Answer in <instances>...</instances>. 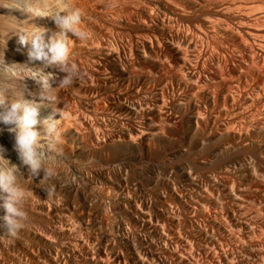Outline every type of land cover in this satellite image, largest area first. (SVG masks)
<instances>
[{
    "label": "bare ground",
    "instance_id": "1",
    "mask_svg": "<svg viewBox=\"0 0 264 264\" xmlns=\"http://www.w3.org/2000/svg\"><path fill=\"white\" fill-rule=\"evenodd\" d=\"M257 1L264 2V0H0V89L9 90L8 95H11L12 91H21L25 98L38 100L39 84L27 76L31 75L32 72L26 65L41 68L42 71L50 74L49 82L55 86V83L63 73L55 65H44L40 61H29L27 46H21L18 43L15 33L20 30H28L34 25L44 27L49 32L55 31L56 26L52 19L48 17L49 13L55 14L60 8H67L68 10L78 9L82 16L81 24L88 33V39L82 41L68 34V46L70 60L81 69L82 75L73 85L59 91L52 90L55 93V103L52 104L45 101L41 106V117L52 114L54 118H58L57 139L59 141L58 147L62 150V155L59 157H53V155L46 153L44 156L45 163L51 165V163L65 160L70 163L67 165L73 166V169L79 166H89L93 171L89 173L91 175L89 181L92 185L96 184V182L101 184L98 187L99 195L104 198L105 194H107L104 189H111L113 194L119 198L120 205L118 202L115 203H118L117 205L119 206L117 207L119 209H117L124 215L127 223L133 229H149L154 237L156 235L162 240H166L167 237H173L176 241L182 243L178 231H174L179 229V227H176L179 221L175 218L178 207L187 214L210 215V205L213 206V209L222 207L224 200L228 199L231 201L233 207L236 208L234 210L240 212L242 218L240 219V215H235L236 218H239H235L234 220L236 221L233 224L231 223V226L224 219V216H222L224 214L219 215L217 211V215L215 209L216 215L213 216H216L214 221L217 228L221 231V235L227 237L231 236L232 232L234 233L237 229L239 231L244 230L245 234L251 230V233H253L252 241L256 240L257 242L253 243L250 241L249 245H247L248 242H243L247 245H245L244 254H242L245 257L241 255L243 259L239 261L242 264L245 260H248L250 264H264V213L260 211L262 208L258 209L261 213L257 210H252L254 208L250 205L254 201L251 203L253 198L249 199L251 195L248 198L247 193V189L250 187L264 190V184L260 182L261 179L257 176V172H255L257 170L254 171L252 169L253 166L251 167L249 164L252 156L260 163V154L250 155L251 157L247 161L249 163L241 162L242 160L233 162L232 160L231 166H235L234 170L237 171L242 180L241 183L236 184L239 185L237 187L233 185L234 183L230 182L231 180H226V182L221 180L223 181L221 182L214 176V178L208 177L210 178L208 180H206V177H203V180L199 179L193 168L189 166L194 163L191 162L192 164L188 165L189 169H187L188 167L185 169L184 167L183 169L180 168L181 182H184L179 187L180 189L177 190L178 187H174L177 182L176 184L170 182L171 186L169 185V188H166L167 190L170 189V192L167 193V196L160 193L161 195L157 196L156 202H154L156 205L153 208L143 200L139 187L137 189V186L132 188L129 186L127 176L125 177L122 172L123 167L117 166L114 170L113 166V168H110L106 165L107 167L103 169L101 165L99 166L101 168H98L95 160L100 158L107 163L113 162L120 159V155L124 154L125 150H128L133 155L135 154V156L142 154L151 155L158 152L159 147L162 144L165 145V143L177 145L179 150L175 148V151H179L180 153L192 149L189 146L197 149L205 148L212 138L209 139L210 135L208 133V137H205L204 134V137H202L201 132L204 127L206 128V117L210 116L211 119L219 120L217 125L218 130L217 132L214 131L216 133L214 137L222 143L229 144V142H233L232 140H237L240 143L242 142V144H249L250 139L255 138L254 140H256L257 137H259L260 141L261 138L264 141V12L257 11L260 12L257 13L255 11L256 13H253L256 6L254 4ZM128 30L130 32L133 31V33H128ZM134 30H136V33ZM126 31H128V34L123 36ZM138 66L143 69L147 68L145 71H150H135V68ZM158 68L166 69L167 75H164V73L154 74L155 69L158 70ZM101 94H105L104 102L99 100ZM164 97H169L168 99H170L168 100L169 103L166 104V109L168 107L171 109L176 108L181 115L185 116L183 118L186 119L184 124L175 121L174 118L177 115L175 114V117L172 116L174 110L170 112L172 114L165 112V110H160L163 109L162 102L163 99L164 101L166 99ZM150 100L153 101V105H160L162 103V107L157 109L156 105H154L156 107L151 104L150 106ZM167 110L168 112L170 111L169 109ZM112 111L115 114L118 113L123 116L116 114L110 117ZM156 118H163L171 123H174V119L178 125L175 126V124L171 123V126L169 123L168 125H164L165 121L164 124L161 123L163 126H160V124L155 123L154 120ZM211 119L209 118V120ZM180 120L182 121V118ZM213 120L212 122L215 121ZM211 123H208V125ZM215 123L212 124L215 125ZM212 127H208L212 129L209 133L215 129V127ZM37 128L43 135V129L39 125H37ZM208 130L203 131V133H206ZM3 139L6 142L7 139L13 140V134L8 132L5 126L0 125V148L2 149L4 143L3 145L1 144L5 142L2 141ZM184 140L188 145H182V141L184 142ZM41 143L46 144L47 142L42 139ZM4 146L6 147V145ZM233 146L235 147L236 145L233 144ZM11 148L9 149H14L13 147ZM217 148L220 149L219 147ZM243 148L245 150L247 147ZM111 149L116 154L108 155L107 153L110 154ZM209 149H212V151L208 150L211 154H213L212 152L215 154L213 148ZM228 149H230V146ZM248 149L251 150V148ZM220 151L223 152L222 150ZM2 154L10 163L15 164L14 160L11 161L12 159H9L10 154L8 149L6 151L4 148ZM14 154L15 152L13 156ZM185 154L183 153L182 156ZM3 163L6 164L7 162ZM197 165L195 164L194 166L196 167ZM225 166H223L224 169ZM18 169L21 173L19 179H21L22 174L24 175L27 171L26 166L24 167V173L21 172L23 168ZM42 175L43 173L41 172L39 177H42ZM86 177L89 176L87 175ZM159 178H138V183L141 185H143L142 182L147 183V185H157L162 183V180ZM214 189H218L221 192V195L218 194L219 197H215L217 195L216 192L214 196ZM218 190L216 191L219 193ZM52 196L51 198H53ZM43 197L50 196L44 191L41 194L42 200H38V198V204L35 202L36 200L34 201L36 203H34V207L32 206L33 200L30 207L28 206L29 201L27 202V222H24V227L15 239L6 237L0 231V264H77L74 261L76 257L83 264H125V257L120 250H114L105 245L100 246L99 244L96 252L92 255L89 253L88 247L85 248L84 240L81 238H76L72 244L66 243L67 245L59 246L61 249L58 250L54 246L56 243L53 242L54 244H51L52 240L55 239L52 238L56 233V235H60L61 232L59 230L64 229L63 227H70L69 229L71 227L75 228L72 221L70 222L66 219L69 211L71 212L72 210H69V205L67 206V204L66 207H61L63 205L60 207H58L59 205L56 206L52 202L53 199H51L52 201H48L52 202V204H48L46 200L47 204H45ZM117 197L115 200H117ZM56 201L58 200L56 199ZM248 202L251 203L249 206L252 208L249 214V210L245 213ZM56 203L59 204V202ZM158 206H162V209H158ZM231 207L229 206V208ZM49 214L52 217L57 216L58 225H54V222H52L53 226H49L50 223L48 225L45 222L46 220H42L45 217L43 215ZM3 215L4 210L0 208V217ZM152 216L155 217V220L154 217L152 219ZM36 221L35 225L34 222ZM120 222L118 224L122 226V222ZM257 222L261 223L259 230L257 227L255 229L254 224H257ZM169 225L171 227L174 225L176 229L173 230L172 228L174 227L167 228ZM211 225L213 227L212 223ZM79 226L77 227L79 228ZM213 228L215 229V226ZM233 228L236 230H230ZM205 229L208 230L206 227ZM214 229L211 233H215ZM75 230L77 232V228ZM58 231L60 232L59 234ZM195 231L193 232L195 233ZM207 232L209 233V230ZM211 233H209L210 236H212ZM216 233L214 234L215 236L218 235ZM240 233L242 232L240 231ZM251 233L250 236H252ZM148 235L151 236V234ZM241 236L244 237L243 235L237 237L241 239ZM194 237L193 239L199 240ZM237 237L236 240H238ZM187 238L186 236V242L188 241ZM191 238H188L189 241L192 240ZM216 238L212 237V239ZM220 238L222 239V237ZM212 239L206 242V244L202 242L200 245L207 250L217 247L220 240L215 241ZM191 242L193 244V241ZM191 242L190 245L193 247ZM232 242L230 241V243ZM203 243L204 245H202ZM221 246L220 248H222ZM77 247L82 248L84 254H79L80 251L77 254ZM165 248L167 250V247ZM188 248H184V250L189 252L190 249ZM138 249L134 248L136 251H139ZM56 250L60 252L63 250L66 253V257L63 256L64 254H58ZM143 250L139 251V255L138 252L134 251V258L132 260L135 259L136 264H152L153 262L151 263L148 258V261L146 259L148 253L145 254L146 250ZM142 251L145 253L140 254ZM182 253H178L180 260H177L179 262L184 261L183 257H186L185 253ZM241 253L243 252L241 251ZM206 254L208 255L209 253ZM192 256H188V261L189 257ZM231 260L230 258L223 261H225V264H231ZM186 261L184 262L186 263Z\"/></svg>",
    "mask_w": 264,
    "mask_h": 264
},
{
    "label": "rangeland",
    "instance_id": "2",
    "mask_svg": "<svg viewBox=\"0 0 264 264\" xmlns=\"http://www.w3.org/2000/svg\"><path fill=\"white\" fill-rule=\"evenodd\" d=\"M258 2H262V1H257V2H255V4L254 5H256L254 8H255V10H254V12H253V10H252V12L253 13H256L257 11H262V13L264 12V2H262V3H258ZM256 11V12H255ZM257 13H260V12H257ZM133 30V29H132ZM129 31V32H128ZM128 31H126L124 34H123V36L124 35H127L128 33H133V31H131L130 32V30H128ZM136 30H134V32H135ZM128 32V33H127ZM136 33V32H135ZM135 67V66H134ZM137 68V69H136ZM135 68V71H144V72H149L150 70H147V71H145L146 69H143V68H140V66H138V67H136ZM134 69V68H133ZM152 70H154V69H152ZM156 71L154 72V74H163L164 73V75L166 74L167 75V72L165 71L166 69H164V68H158V70L157 69H155ZM139 71V72H140ZM159 73H158V72ZM153 72V71H152ZM162 84V83H161ZM105 94H101V97H99V100H102V102H104L105 101ZM164 98H166L165 99V101H164V99H163V107H162V105L160 104V105H156V104H154V105H156V106H154L153 105V101L152 100H150V103H149V105L151 104L152 106H154V107H156L157 109H159V107L161 108H163V109H160V110H165V112H167V113H170V112H172L173 110H174V112H172V113H174L172 116H174L175 114L178 116H176L177 117V120H176V117L174 118L175 119V121L177 122V123H185L186 121V119H183L185 116L184 115H181V113L176 109V108H167V109H169L170 111L168 112V110L166 109V104H168L169 102H168V100H170V99H168L169 97H164ZM165 103V104H164ZM150 105V106H151ZM165 106V107H164ZM165 108V109H164ZM176 109V110H175ZM78 112H79V110H77ZM179 113H178V112ZM172 113H170V114H172ZM178 113V114H177ZM112 114V115H111ZM116 114H118V113H116ZM115 113H113V111L110 113V117H113L114 115H116ZM180 114V115H179ZM98 116H99V114H97ZM119 116L121 115V114H118ZM121 116H123V115H121ZM179 116H181V117H179ZM180 118H182V121L180 120ZM209 118L211 119V116L210 117H206V120H207V125H206V128L204 127L203 128V131H206V130H208L209 128H211L214 124H212V123H214V122H216L215 123V125L212 127V128H214L215 127V129H213V132H210L209 133V131H212V129H209L206 133L204 132L203 133V131L201 132V134H202V137H204V135H205V137H208L209 135H210V137H209V139H211L210 140V142H209V146L208 145H206V147H207V149H206V147L205 148H193V147H191V146H189V148H192V149H189V150H186V151H183L182 153H180L179 151H175L176 149H178L177 147V145L175 146V145H173V143L172 144H166L165 143V145L164 144H162L160 147H159V150H158V152H156L155 154L153 153V154H151V155H145V154H142V155H137V156H135V154L133 155L131 152H129L128 150H125L124 151V154H121L120 155V159H117V160H115V161H110V162H105V160H101L100 158H97V159H95L96 160V162H97V165H98V168H101V167H99V166H101L102 165V168L103 169H105V167H107L106 165H108V167H112L114 170L116 169V167L117 166H121V167H123L122 168V172H123V175H125V177L128 179V183H129V186L132 188V187H136L137 186V189H138V187H139V189L141 190V195H142V197H143V200H145L147 203H149L150 205H151V207L153 208V207H155V203L154 202H156V198H157V196L161 193H163V194H165L166 196L168 195L167 193L168 192H170V189H166V188H169V185L171 186V183L172 182H174L175 184H176V182H177V186L176 185H174V187H178L177 188V190H179L180 188L179 187H181L183 184H184V182H181L182 181V178L180 177V172H181V169H183V167H184V169L186 168V167H188L187 169H189V166L190 167H192L193 168V171H195V174H197V177L200 179H202L203 177H206V180H208V179H210V178H216L218 181L220 180H223L224 182H226V180H228V181H230L231 183H234L233 185L235 186L236 184H239V183H241L242 182V180H241V178L239 177L240 175L237 173V171H235L234 169V167L235 166H231L232 165V163L234 162V161H240V160H242L241 162H245V163H249L250 165H251V167H252V169H254V171L255 170H257V171H255V172H257V176L261 179L260 180V182H262L263 184H264V141H263V139L261 138V141H260V139H259V137H257V136H253V137H257L256 138V140H254L255 138H253V137H251V138H253V139H250V142H249V144L247 143V144H242V142L240 143V142H238L237 140H232L233 142H229V144L228 143H222L220 140H218L217 138H215L214 136H216V133L215 132H217V130H218V128H217V125H218V121L219 120H215L214 118H212L211 120H209ZM174 119H173V122L174 123H171V122H168V121H166L165 119H161V118H156L154 121H155V123L156 124H160V126L162 125V124H164V122H165V124L164 125H168V123H169V125H170V123L171 124H175V126H177L178 124L177 123H175V121H174ZM205 119V118H204ZM215 121H214V120ZM212 120L214 121V122H212ZM122 121H123V119H122ZM179 121H181V122H179ZM209 121V122H208ZM212 122V123H211ZM162 123V124H161ZM167 123V124H166ZM208 123H211V124H209L208 125ZM182 124V125H183ZM212 125V126H211ZM163 126V125H162ZM171 126V125H170ZM186 127V126H185ZM209 127V128H208ZM215 131V132H214ZM209 135H208V134ZM212 133V134H211ZM204 134V135H203ZM207 135V136H206ZM212 136V137H211ZM214 138V139H213ZM6 139V138H5ZM215 139H217V140H215ZM11 140V141H10ZM10 140H8L7 139V142H6V140H2V141H5V142H2V144L1 145H3V143H4V145H6V147L3 145L2 147H3V149L5 148L6 149V151H7V149L9 150V154H10V157H9V159L11 160V161H13L14 160V162H15V164L17 165V167L18 168H20V169H22V173H24V165L21 167V162L19 161V159H18V157H17V154H16V152H15V150H14V152H15V154H14V156H13V150H11L12 148L11 147H13V140L12 139H10ZM8 141H9V143H8ZM13 141V142H12ZM212 141H215V142H212ZM217 141H219V142H221L222 143V145L223 144H225V145H223V147H222V145H221V143H218ZM237 142V144H236V142ZM253 141H256V142H253ZM181 142V141H180ZM185 142V143H184ZM184 142L182 141V145H184L185 146V144L186 145H188V143L184 140ZM212 142V143H211ZM257 142H258V145H257ZM260 142V143H259ZM12 143V144H11ZM214 143V144H213ZM238 143H239V145H238ZM8 144V145H7ZM220 144V145H219ZM233 144L234 145H236L235 147L233 146ZM230 146V149H228V147ZM231 145H232V147H231ZM242 145V146H241ZM249 145H251V146H249ZM260 145V146H259ZM9 148H11V149H9ZM183 146V147H184ZM224 146H226V147H224ZM240 146V147H239ZM217 147H219L220 149H218ZM242 147V148H241ZM243 147H247L245 150H244V148ZM255 147V148H254ZM14 148V147H13ZM176 148V149H175ZM209 148H213V151H215V154H214V152H212L213 154H211V152H209V151H212V149H209ZM218 150H217V149ZM248 148H251V150L250 149H248ZM194 149H196V150H194ZM205 151H204V150ZM215 149V150H214ZM225 151H224V150ZM249 150V152H248V150ZM252 149H254V150H252ZM258 149V150H257ZM260 149V150H259ZM10 150H11V152H10ZM179 150V149H178ZM193 150V151H192ZM198 150V151H197ZM203 150V151H202ZM206 150H207V153H206ZM209 150V151H208ZM218 152H217V151ZM220 150H222L223 152H221ZM230 150V151H229ZM111 152H112V149L110 150ZM114 151V150H113ZM192 151V152H191ZM202 151V152H201ZM228 151V152H227ZM239 151V152H238ZM247 151V152H246ZM251 151V152H250ZM255 152V153H253V152ZM13 152V153H12ZM110 152V154L109 153H107L108 155H112V154H116V153H114V152H112L111 153ZM187 152H188V154H187ZM189 152H190V154H189ZM257 152V153H256ZM175 153V154H174ZM185 154L184 156H182V154ZM211 155H209V154ZM219 153V154H218ZM127 154V155H126ZM181 154V155H180ZM231 154V155H230ZM253 154H260V163H258L255 159H254V157L252 156ZM16 155V156H15ZM165 155V156H164ZM192 155V156H191ZM235 156V158H234V156ZM252 156V158H251V160L249 161V159H250V157ZM121 156H122V158H121ZM214 156V157H213ZM246 156V157H245ZM105 157V156H104ZM162 157V158H161ZM192 157H194V158H192ZM200 157V158H199ZM210 157V158H209ZM224 157V158H223ZM238 157V158H237ZM15 158V159H14ZM197 158H198V160H197ZM237 158V159H236ZM211 159V160H210ZM230 159H231V161H230ZM177 160V161H176ZM193 160V161H192ZM200 160H202L201 162H200ZM230 162H229V161ZM232 160H233V162H232ZM256 162H255V161ZM104 161V162H103ZM195 161H196V163H195ZM205 161V162H204ZM247 161H249V162H247ZM262 161V162H261ZM194 162L196 165L197 164H201V166H200V164L199 165H197L196 167L194 166L195 164L193 163V165H189V164H192V163ZM228 162V163H227ZM56 165H55V164ZM54 163H51V165L52 164H54L53 166L55 167V170H56V173H57V175H55L53 178H50V179H40L41 177H35V178H37V179H35V178H31V176H27V171H26V173H24V175L22 174V177H21V179L20 180H22V182L23 183H25L24 185L28 188V192H29V195H30V200H29V204H28V206L30 207L31 205L30 204H32V200H33V204L36 202H38V200H42V198H41V194L45 191L44 189H47V188H49V187H53L54 188V194L55 195H53L52 197L53 198H51V196L50 197H43L44 198V202H45V204H52V202L53 203H55L56 204V206H58V207H60L61 205H63V206H61V207H66V204H67V206L69 205V210H72L71 212L69 211V213H68V215L66 216V219H68L70 222L72 221V224H74V226H75V228H77V232H76V230H75V228H73V227H71V229H69L70 227H68V228H66V227H63L64 229H61V230H59L58 231V234L60 233V235H54V237L52 238V239H54L55 241H58V242H55L54 240H52V243L51 244H54V243H56V245L54 244V246L58 249V250H60L61 248L59 247V246H61L62 247V245H65L66 243L67 244H72L75 240H76V238H81L82 240H84V245H85V248H87L88 250H89V253H91L92 255H93V253L94 252H96V248H98V246H99V244H100V246H107L108 248H111V249H118V250H120L122 253H123V255H124V257H125V260H126V262H125V264H136L135 263V259L134 260H132L134 257V251H136V250H134V248H136V249H138L139 251H141V250H143V251H145L146 250V253L145 252H140V254L141 253H145V254H147L148 253V257L146 256V259L148 258L149 259V261L152 263H154V264H184L185 262L184 261H186V263L185 264H193V262H194V264H225L224 262L225 261H223V260H226V259H232L231 261H232V263L233 264H242V263H240V261L239 260H242L243 259V257H245V256H243L242 254H244V248L247 246V245H249L251 242L250 241H252L253 239V233H251L252 231L251 230H249V231H247V233H248V235H247V233L245 234V231L244 230H240L242 233H240V231L237 229H230V230H232V231H235L234 233L232 232V234H231V236H225V235H221L222 233H221V231L217 228V226H216V224H215V221H214V219H216V216H213V215H216L215 214V211L217 212H219V215L220 214H224V215H222V216H224V219H226L227 220V223L228 224H230L231 226H232V224L236 221V220H234L235 218H236V216H239L240 217V219L242 218L241 216V214H240V212H238V210H234V209H236L235 207H233V205L231 204V201L230 200H224V202H223V206L222 207H218V208H214L213 209V206L212 205H210L209 207H210V209H209V207H208V209L209 210H211L209 213H210V215L208 214V215H198V214H187L186 212H184L182 209H179V207H178V210H177V215H176V219H178V221H179V226L177 225L176 227H179V229H176L175 227H174V225H172V227H174V228H172L171 227V225H169L167 228H172L173 230L174 229H176V230H174L175 232L176 231H178V233H179V235H180V237H181V239H182V243L181 242H178V241H176L173 237H167L166 238V240H162L161 238H158L156 235H155V237L153 236V233H151V231H149V229H147L146 230V228H134L133 229V227L130 225V224H128L127 223V220H126V218L124 217V215H122L121 214V212L118 210L119 208L117 207V206H119L120 205V201H119V198L117 197V196H115L114 194H113V192H112V190L111 189H109V190H107V189H104V191H105V193H107V194H105V196H107L106 198H105V196H104V198L102 197V196H100L99 195V193H98V187L101 185L100 183H98V182H96V184H91V182L89 181V178L91 179V175L89 174V173H92L93 171L90 169V167L89 166H86V167H84V166H79L78 168H75V169H73V166L72 165H67V164H70L69 162H66L65 160L63 161V160H60V161H57V162H54ZM118 163V164H117ZM14 164V163H13ZM66 164V165H65ZM119 164H121V165H119ZM166 164V165H165ZM184 164V165H183ZM203 164V165H202ZM217 164V165H216ZM261 164V165H260ZM57 165H59V166H57ZM189 165V166H188ZM226 165V166H225ZM71 166V167H70ZM104 166V167H103ZM204 166V167H203ZM223 166H225V169H224V167ZM228 166H229V168H228ZM69 167V168H68ZM82 167V168H81ZM97 167V166H96ZM124 167H125V169H124ZM162 167V168H161ZM194 167H195V170H194ZM181 168V169H180ZM230 170H228V169ZM90 169V170H89ZM158 169V170H157ZM186 169V170H187ZM232 169V170H231ZM75 170V171H74ZM201 170V171H200ZM90 171V172H89ZM158 171V172H157ZM263 171V172H262ZM126 172V173H125ZM129 172V173H128ZM173 172V173H172ZM198 172V173H197ZM229 172V173H228ZM75 173V174H74ZM262 175H261V174ZM72 174V175H71ZM199 174H200V177H199ZM238 174V175H237ZM259 174V175H258ZM89 176V177H86V176ZM162 175V176H161ZM175 175V176H174ZM178 176V178H180V179H178L177 178V176ZM201 175H202V177H201ZM205 175V176H204ZM209 175V176H208ZM212 175V176H211ZM57 176V177H56ZM60 176V178L58 179V177ZM82 176V177H81ZM214 176V177H213ZM263 176V177H262ZM23 177H25L24 179H23ZM28 177V178H27ZM56 177V178H55ZM67 177V178H66ZM148 178V177H160L159 179H161L162 180V183H159V184H157V185H153V184H148L147 185V183H143L142 182V184L143 185H141L140 183H138L139 182V179L138 178ZM208 177H210V178H208ZM230 177V178H229ZM31 178V179H30ZM39 178V179H38ZM136 178V179H135ZM164 178H166V179H164V181H163V179ZM170 179V181H169V179ZM173 178V179H172ZM179 180V182H178V180ZM233 178V179H232ZM27 179V180H26ZM54 179V180H53ZM238 179V180H237ZM50 180V181H49ZM67 180V181H66ZM138 180V181H137ZM203 180V179H202ZM201 180V181H202ZM204 180H205V178H204ZM205 180V181H206ZM237 180V181H236ZM239 180H240V182H239ZM26 181V182H25ZM40 182V184H39V182ZM54 181V182H53ZM137 181V182H136ZM204 181V182H205ZM223 181H221V182H223ZM21 182V183H22ZM171 182V183H170ZM181 182V183H180ZM238 182V183H237ZM22 183V184H23ZM34 183V184H33ZM50 183V184H49ZM136 185H135V184ZM179 183H180V185H179ZM29 184H31V185H29ZM35 184H37V185H35ZM70 184V185H69ZM33 185V186H32ZM67 187H66V186ZM135 185V186H134ZM173 185V184H172ZM179 185V186H178ZM32 186V187H31ZM237 186H239V185H236V187ZM37 187V188H36ZM82 187V188H81ZM85 187V188H84ZM31 188V189H30ZM56 189V190H55ZM78 189V190H77ZM33 190V191H32ZM43 190V191H42ZM83 190V191H82ZM95 190V191H94ZM215 191H214V193L216 192L217 193V195H216V193L214 194V196L215 197H219V195L218 194H220L221 195V192L218 190V189H214ZM216 190H218L219 191V193L216 191ZM42 191V192H41ZM59 191V192H58ZM80 191V192H79ZM107 191V192H106ZM248 191V192H247ZM247 193H248V198H249V196H250V198L249 199H252L253 198V200L251 201V200H249V201H251V203H249L248 202V207L245 209L246 210V212L245 213H247V211L249 210V212H248V214L250 213V211H252V210H257L258 211V209H261L260 211H262L263 213H264V202H263V196H264V190H261L260 188L258 189H256V188H254V187H250L249 189H247ZM76 192V193H75ZM165 192V193H164ZM252 192V193H251ZM261 192V193H260ZM41 193V194H40ZM62 193V194H61ZM247 193H246V195H247ZM69 194V195H68ZM160 194V195H161ZM253 194V195H252ZM257 194V195H256ZM76 195V196H75ZM112 195V196H111ZM153 195V196H152ZM32 196V197H31ZM55 196V197H54ZM258 196V197H257ZM116 197H117V200H115L116 199ZM221 197V196H220ZM39 198V199H38ZM50 198V199H49ZM58 200V201H56V199ZM68 198V199H67ZM77 198V199H76ZM102 198V199H101ZM111 198V199H110ZM148 198H149V200H148ZM38 199V200H37ZM48 199V200H47ZM51 199H53V201L51 200ZM110 199V200H109ZM153 199V200H152ZM36 200V201H35ZM47 201V203H46V201ZM52 201V202H48V201ZM60 200V201H59ZM92 200V201H91ZM35 201V202H34ZM59 202V204L58 203H56V202ZM226 201V202H225ZM263 203H262V202ZM73 202V203H72ZM77 202V203H76ZM80 202V203H79ZM115 202H118L119 203V205H117L118 203H115ZM169 202H171L170 200H169ZM261 202V203H260ZM35 203V204H36ZM90 203V204H89ZM114 203V204H113ZM227 203V204H226ZM230 203V204H229ZM32 204V206L34 207L35 206V204L33 205ZM38 204V203H37ZM229 204V205H228ZM251 204V205H250ZM260 206H259V205ZM72 205V206H71ZM75 205V206H74ZM82 205V206H81ZM252 206V208H254V209H252L250 206ZM255 205V206H254ZM37 206V205H36ZM229 206L231 207V208H229ZM224 207H225V209H224ZM70 208H72V209H70ZM118 208V209H117ZM227 208V209H226ZM158 209H162V206H158ZM216 209V210H215ZM218 209V210H217ZM231 209H233V210H231ZM252 209V210H251ZM215 210V211H214ZM226 210H227V212H226ZM179 211V212H178ZM214 211V212H213ZM235 213H234V212ZM237 211V212H236ZM260 211H258L259 213H261ZM218 212H217V215H218ZM224 212V213H223ZM234 214H233V213ZM180 213V214H179ZM212 213H214V214H212ZM228 214H230V215H227ZM238 214V215H237ZM55 215V214H54ZM72 215V216H71ZM187 215V216H186ZM236 215V216H235ZM45 216V217H44ZM120 216V217H119ZM204 216V217H203ZM209 218H208V217ZM213 217V219H212V217ZM248 216H250V215H248ZM44 217V218H43ZM43 221L44 220H46L45 222H47L48 223V225H49V223H50V225L49 226H53V223L52 222H54V225H58L59 223V221L57 220V216H54V217H52V216H50V214L49 215H43ZM72 217V218H71ZM153 217L154 216H152V219H153ZM207 217V218H206ZM239 217H237V218H239ZM55 218V219H54ZM206 218V219H205ZM236 218V219H237ZM49 219V220H48ZM52 219V220H51ZM209 219H212V220H209ZM154 220H155V217H154ZM153 220V221H154ZM225 220V221H226ZM230 222H229V221ZM51 221V222H50ZM56 221V222H55ZM85 221V222H84ZM119 221H121L122 222V226H120L119 224H118V222ZM125 223H124V222ZM210 223H209V222ZM232 221V222H231ZM27 221H25V223H26ZM74 222V223H73ZM120 222V223H121ZM36 223H37V221L36 222H34V224L36 225ZM76 223V224H75ZM211 223L213 224V227L215 226V229L212 227V225H211ZM232 223V224H231ZM28 224V223H27ZM33 224V223H32ZM118 224V225H117ZM127 224V225H126ZM81 227H80V226ZM190 225V226H189ZM192 225V226H191ZM201 226V227H199V226ZM211 228V230H210V228L208 227V226ZM255 225V229H256V227L258 228V230L260 229L259 227H260V225H261V223L259 224V222H257V224H254ZM33 227H34V225H32ZM73 226V225H72ZM77 226H79V228L77 227ZM194 226V227H193ZM87 227V228H86ZM132 227V228H131ZM196 227H198V228H196ZM205 227L209 230V233H211V232H213V229L215 230L214 232L216 233L217 232V230H218V232L216 233V234H218V235H214L215 233H211V235L212 236H210V234L207 232L208 230H206L205 229ZM73 228V229H72ZM81 228H82V230H81ZM71 231V230H73L72 232H70L69 230ZM130 229V230H129ZM203 229H205L204 231H203ZM217 229V230H216ZM67 230V231H66ZM75 230V231H74ZM196 230V231H195ZM147 231H148V233H147ZM193 231H195V233L193 232ZM239 231V232H238ZM63 232V233H62ZM66 232H68V233H66ZM79 232V233H78ZM150 232V233H149ZM183 232V233H182ZM199 232V233H198ZM201 232V233H200ZM206 232V233H205ZM237 232V233H236ZM77 233V234H76ZM177 233V234H178ZM196 233H197V235H196ZM244 233V234H243ZM250 233H251V235L252 236H250ZM67 234V235H66ZM144 234V235H143ZM147 234V235H146ZM148 234H151V236L150 235H148ZM187 234V235H186ZM206 234V235H205ZM238 234V235H237ZM243 235L244 237H240L241 239H239L237 236H240V235ZM69 235V236H68ZM71 235V236H70ZM94 235V236H93ZM189 235V236H188ZM203 237H202V236ZM59 238H58V237ZM141 236H142V238H141ZM150 236V237H149ZM186 236L190 239L191 238V236H192V240L191 241H193V244H192V242L191 241H189V239L187 238V240L189 241V243H188V241L186 242V240H185V238H186ZM193 236H195L194 238H196V239H199V240H195V239H193ZM207 236V237H206ZM214 236V238H216V239H212V237ZM249 236V237H248ZM96 237V238H95ZM145 237V238H144ZM202 237V238H201ZM220 237H222V239L219 238ZM227 237V238H226ZM233 239H232V238ZM236 237H237V239L238 240H240V241H238V240H236ZM57 238H58V240H57ZM71 238V239H70ZM153 238V239H152ZM171 238H173V239H171ZM208 238V239H207ZM224 238H225V240H224ZM243 238H245V239H243ZM250 238V239H249ZM205 239H207V240H205ZM210 239H212V240H220V243L219 244H217L218 246L217 247H214L213 249L211 248L210 250H207V249H205L203 246H201L200 244L202 243V242H204L205 244H206V242H209V240ZM228 239H230V240H228ZM233 240V242H232V240ZM248 239V240H247ZM100 240V241H99ZM171 240V241H170ZM243 240V241H242ZM87 241V242H86ZM92 241V242H91ZM168 243H167V242ZM170 241V242H169ZM185 241V242H184ZM222 241V242H221ZM226 243H225V242ZM227 241H229L228 243H227ZM230 241L232 242V243H230ZM244 241H246V242H244ZM54 242V243H53ZM165 242V243H164ZM175 242H177L178 243V245H177V243L175 244ZM190 242H191V244H192V246L193 247H191V245H190ZM195 242V243H194ZM236 242V243H235ZM247 243V245L246 244H244V243ZM250 242V243H249ZM253 243L254 242H257L256 240L255 241H252ZM98 243V244H97ZM187 245H186V244ZM199 243V244H198ZM204 243L202 244V245H204ZM222 243V244H221ZM223 243L225 244L224 246H225V248H224V246H223ZM60 244V245H59ZM66 244V245H67ZM166 244V245H165ZM180 244V245H179ZM181 244H183V245H181ZM195 244V245H194ZM222 246H221V245ZM239 244V245H238ZM241 244V245H240ZM88 245V246H87ZM174 245V246H173ZM175 245H176V247H175ZM190 245V246H189ZM200 245V246H199ZM233 245V246H232ZM244 245V246H243ZM246 245V246H245ZM125 246V247H124ZM138 248H137V247ZM140 246V247H139ZM146 246V247H145ZM163 246V247H162ZM185 246V247H184ZM189 248H188V247ZM210 246V245H209ZM220 246L222 247V248H220ZM236 246V247H235ZM165 247H167V250H166V248ZM185 249H190V251L188 252L187 250L185 251L184 250V248ZM187 247V248H186ZM197 247V248H196ZM201 247V248H200ZM232 247V248H231ZM234 247V248H233ZM240 247V248H239ZM120 248V249H119ZM128 248V249H127ZM132 248V249H131ZM174 248H176V249H174ZM183 248V249H182ZM195 250H194V249ZM77 254L79 253L78 251H80V253L79 254H81V253H83L84 252V250H82V248H78L77 247ZM81 249V250H80ZM160 249V250H159ZM179 249V250H178ZM198 249V250H197ZM202 249H204V250H202ZM217 249V250H216ZM221 249V250H220ZM243 249V250H242ZM58 250H56V251H58ZM156 250V251H155ZM181 250V251H180ZM200 250V251H199ZM214 250V251H213ZM223 250V251H222ZM240 250V251H239ZM63 250H61V252L60 251H58V254H64L63 256H65L66 257V253L64 252H62ZM139 251H136V252H138V255H139ZM168 251V253H166ZM183 252L182 254H184L185 253V255H186V257H187V259H185L184 257H183V259H184V261H181V262H179L178 260H180L179 259V252ZM199 251V252H198ZM208 251V252H207ZM218 251H220V252H218ZM227 251V252H226ZM241 251L243 252V253H241ZM164 252H165V254H164ZM209 253L208 255L206 254V253ZM218 252V253H217ZM133 253V254H132ZM170 253V254H169ZM212 253V254H211ZM216 253V254H215ZM234 253V254H233ZM84 254V253H83ZM91 254H89V256H91ZM132 254V255H131ZM152 254V255H151ZM178 254V255H177ZM193 255L192 257H189L190 259H189V261H188V256H190V255ZM206 254V255H205ZM211 254V255H210ZM136 255H137V253H136ZM170 255V256H169ZM174 255V256H173ZM210 255V256H209ZM240 255V256H239ZM243 257H242V256ZM169 256V257H168ZM177 256V257H176ZM212 256V257H211ZM231 256V257H230ZM151 257H152V259H154L153 261H151L152 259H151ZM173 257V258H172ZM226 257V258H225ZM240 257V258H239ZM131 258V259H130ZM166 258V259H165ZM176 258V259H175ZM238 258V259H237ZM148 259H147V261H148ZM159 259H160V261H159ZM178 259V260H177ZM219 259V260H218ZM158 260V261H157ZM238 260V261H237ZM74 261L75 262H77V264H80V262L81 261H79L78 259H77V257L74 259ZM128 261V262H127ZM158 263H157V262ZM163 261V262H162ZM219 261V262H218ZM222 261V262H221ZM231 261H230V263H231ZM74 262V263H75ZM156 262V263H155ZM184 262V263H183ZM189 262V263H188ZM152 263V264H153ZM231 263V264H232ZM245 264H250L249 262H248V260H245V262H244ZM243 263V264H244ZM81 264H83L82 262H81Z\"/></svg>",
    "mask_w": 264,
    "mask_h": 264
},
{
    "label": "clouds",
    "instance_id": "3",
    "mask_svg": "<svg viewBox=\"0 0 264 264\" xmlns=\"http://www.w3.org/2000/svg\"><path fill=\"white\" fill-rule=\"evenodd\" d=\"M56 26L55 31L49 32L46 28L32 26L28 30L15 33L18 43L27 46L29 61H40L44 65H55L63 75L55 83L50 84V74L38 67H29L31 77L39 84V99H27L21 91L0 89V125L6 127L13 134L14 150L21 164L26 166L27 176L35 178L42 172L40 179H50L56 175L53 165L46 164L45 154L53 157L62 155L58 147L57 120L52 114L41 117L40 109L45 101L55 103L52 90L59 91L74 84L82 75L81 69L71 62L68 46V34L78 40H87L88 33L81 24V12L78 9L68 10L60 8L55 14H48ZM56 111V110H54ZM60 115V113H59ZM43 129V135L37 128ZM46 140V144L41 140ZM0 148V208L4 215L0 217V231L6 237L15 239L24 227L27 219L26 204L30 200L28 188L20 182L19 169L16 164L10 163L2 154ZM7 162L6 164L3 162ZM49 196L54 195V188L44 189Z\"/></svg>",
    "mask_w": 264,
    "mask_h": 264
}]
</instances>
